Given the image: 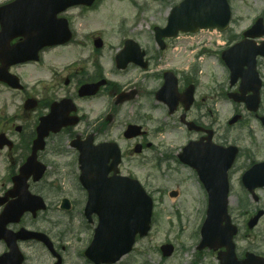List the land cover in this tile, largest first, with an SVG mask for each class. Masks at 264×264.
Masks as SVG:
<instances>
[{"label":"rangeland","instance_id":"rangeland-1","mask_svg":"<svg viewBox=\"0 0 264 264\" xmlns=\"http://www.w3.org/2000/svg\"><path fill=\"white\" fill-rule=\"evenodd\" d=\"M180 1L138 0L136 5H134L130 3L131 0H101L93 9L74 10L73 26L78 32L97 30L98 28L104 29L103 33H99L96 37L100 36L104 42L115 48L120 46L124 32L130 34V36H134L132 34L138 35V40L148 44L153 55L155 54L154 64L150 71L151 74L152 72L154 74L162 67L173 65L179 66L182 70H188V72H193L195 69L199 70L196 98L200 100L205 97L204 104H209V110L213 109V112L205 109L206 116L203 121L209 124L215 119L214 128L218 135L222 137L220 140L237 145L241 149L240 157L232 175V203H230L232 215L238 220L237 223L242 231L237 240L241 248L253 245L259 250H264V216L253 229H249L246 224L249 218L257 213L258 210H264V188L257 190L258 200H255L250 193L245 191L240 181L242 173L253 160L264 159V127L260 124L258 118L250 115L243 106H238L240 111L234 112L236 106L234 107L232 102L220 97L221 94L228 90L229 73L219 58L220 48L225 46L224 41H232L231 39L235 37V40L238 41L241 33L249 28L259 16L264 15V0H230L233 8V19L230 29L223 34V37L218 35L221 38L220 42L224 43L222 45L210 43L212 45L207 49L206 47L209 45H203L197 41L209 36L218 39L216 35L198 34L189 36L185 34L179 40L169 41L166 50L160 51L154 40L153 28L156 25L165 26L172 5ZM138 11L140 16L134 19L133 17ZM193 41L197 42L196 47L190 46ZM79 43L89 45L90 42L86 40L84 42L79 41ZM172 43L180 44L175 54L172 51L174 46L171 48ZM71 49H65L63 53L75 52L71 51ZM119 49H113L111 50L112 52L105 49L107 58L104 59V62H111L112 54L119 51ZM88 65L91 67L93 63L90 62ZM132 72L137 73V78H143L138 71L135 72L134 70ZM259 72L260 74L262 73V78H264V59L260 62ZM35 74H40V72ZM115 74L111 73L110 76L117 77V79L122 81H125L128 77L132 83L135 80L133 78L135 75L128 76L126 74L120 78L119 74ZM159 78L161 76L158 74L148 83L145 81L139 83L137 79L135 83L141 84L142 88L146 86L152 90ZM148 100L149 102L151 101V96H148ZM139 102L144 104V106ZM149 102L147 103L146 96L143 94L140 99L137 98L133 103L127 105L132 108L123 107L116 118L112 129L113 134H111V136L122 134L123 125L130 118L137 115L138 106L140 105L143 108L140 112L142 116L140 121L133 119L138 121L137 123L144 124L148 130L149 138L146 143H153V145L147 148L143 154H139V156L145 157L147 161L139 156H134V159L125 161L123 168L124 171L128 168L132 172L137 173L156 197V215L154 217L156 219L151 234L138 242L137 250L133 254H136L137 257L133 258L135 260L131 264H201L200 261L194 263L192 255L195 253L196 244H193V233L206 212L205 206L202 207L204 194L201 190L200 182L193 175V172L189 169H183L175 158L176 152L191 136L187 133L184 134L185 128L179 121H173V119L169 118L163 105L162 108L153 110L154 116L149 112L145 113L146 108L144 107H149ZM101 104H103L101 99L96 100V107ZM131 110H134V112H130ZM232 113L234 115L241 113L244 117L239 118L230 125L229 120L232 117ZM261 114L264 115V91ZM147 117L154 120L149 121L146 119ZM156 125L163 129L159 134L154 133ZM121 143L129 148V143L126 141H121ZM62 160L64 162L67 158L63 157ZM72 167L75 169V164ZM60 172L62 175L59 188L56 190L46 189L43 193L45 197L56 202L55 200L59 196L57 192H61V195L63 193L69 194L79 202L83 201L84 194L81 190L74 187V185L78 186L75 174L72 173L70 176L65 171V167L61 168ZM177 184H181V189ZM35 188L38 190L39 185H36ZM174 189L181 191L177 196L171 197L170 192ZM38 218V222L30 221L34 225H40L47 229L52 228L51 223H61L53 234L60 236V233H62L66 237L62 241L63 244L67 245L66 264H82L79 253L87 246L90 238V229L84 221L82 222L84 230H80L81 218H83L82 210L76 208L72 213H66L65 211L50 209L43 212ZM71 224H77L78 228H76L75 233L77 232L78 238L74 237L72 232H68ZM169 239L176 244V251L171 257H164L159 247ZM186 249L188 252L185 251ZM29 255V264L50 263V258L41 248L32 247ZM130 259L132 258H128V261ZM203 264H217V261L209 255Z\"/></svg>","mask_w":264,"mask_h":264},{"label":"flooded vegetation","instance_id":"flooded-vegetation-1","mask_svg":"<svg viewBox=\"0 0 264 264\" xmlns=\"http://www.w3.org/2000/svg\"><path fill=\"white\" fill-rule=\"evenodd\" d=\"M14 0H7L12 3ZM18 7V6H16ZM67 17L70 23H73V16L67 13ZM35 22V21H34ZM14 23V21H13ZM2 30L0 22V32ZM19 31V30H17ZM38 30L33 33V36L29 39L27 47L31 48V55H35L34 59L11 64L9 57L14 54L12 52L14 45L22 42L25 37L17 34L14 30L11 31L9 44L0 43V214L4 211L5 207L10 204L11 201L16 199L12 195L14 187V177L19 174L22 165L28 160L33 152L34 143L38 137L37 128L43 119L53 113L55 114L51 119V130L48 135H45L44 145L39 147L38 162L43 163L47 167V176L42 181L34 182L30 179V189L36 190L34 186L39 185L41 192L43 184H46L47 178H61L62 173L60 169L65 167V171L72 174L74 170L71 168L74 164L78 163L80 149L77 145L86 142L88 137L92 138L88 140L94 146L101 145L104 142H110L113 140V136L109 134V126L111 121L116 118L117 112L121 109L122 105L133 100L134 98H141L143 94L145 96H153V101L156 103V92L159 87V79L152 90L148 87L143 89L139 84L134 82H113L106 74L103 73V66L98 61L95 64L98 57L103 58L105 56V43H99L101 47H96V42L92 38H88V44H81L77 42L75 44L76 51L70 53H63L62 44L46 45L36 43L39 40ZM53 35V34H52ZM83 42V41H81ZM9 47L12 49L9 52ZM146 55L142 62H146V70L148 75L146 79L152 80V76L149 74V70L152 69L155 57L152 54L149 46L145 47ZM66 54V55H65ZM65 58H67L65 60ZM97 58V59H96ZM92 62L93 66L89 67V63ZM143 68L141 66H135L133 64L128 65L124 69H116L113 73L125 74L129 70ZM40 72V74H35ZM158 75V72L156 73ZM164 72H162L163 79ZM15 76L24 84L22 88H14L11 83L14 82ZM101 82V87L98 88V93H91L90 84ZM192 83L189 81V77L183 75L181 80V91L188 89ZM135 88V92L132 89ZM94 92V91H93ZM124 93L123 98H129L130 100H119L122 104H117V99L120 94ZM134 96V97H133ZM103 97L102 103L105 105H98L96 100ZM187 99L185 100V102ZM114 102V106L111 105ZM181 103L177 107V111L173 114H183L187 103ZM94 103V105H92ZM98 104V103H97ZM197 109V105L195 106ZM96 110L100 112L96 117L92 116V121H89L90 117L87 113L92 111V114ZM150 112H153V107L147 108ZM194 109H189L187 112L188 117ZM198 110V109H197ZM203 115L195 116L193 119L197 123L201 131L196 132L193 130L192 134L195 138L201 139L205 137L206 125L203 123ZM77 120L76 126L69 125L68 122H74ZM50 120V118H49ZM68 124L57 131L59 124ZM81 126V127H80ZM58 127L57 129H55ZM147 132H144L143 136H146ZM142 136V137H143ZM67 160L63 162L62 158ZM125 153H123V158ZM67 169V170H66ZM77 178H79L78 171H74ZM55 180V183L58 181ZM42 184V186H40ZM54 184V183H51ZM85 194V202H79L69 194L63 195L58 202L47 203L50 209H63L67 206L71 209L78 206H86L87 192L83 189ZM64 199H67L64 201ZM82 208V209H83ZM84 210V209H83ZM24 215L22 219L16 223L14 221L8 222L4 225V231L6 233L16 234V243L20 249L22 255L21 264H29L30 255L29 250L34 244H39L47 249L46 245L36 240H26L30 236V230L43 231L47 233L54 243V249L64 257L63 253L67 250V245L62 241L66 239L64 234L60 233V236H56L53 232L58 229L60 224L51 223V229H44L40 226L31 223L29 218ZM97 218L94 217L91 221L87 220V225L91 230L90 238L86 247H89L94 239ZM54 227V228H53ZM10 231V232H9ZM80 240V239H78ZM85 247V249H87ZM205 250V249H204ZM200 250L203 254L199 259L203 264L204 260L210 256L217 258L219 251L214 250ZM49 251V250H48ZM254 252L260 255V252L254 249V246L248 247L246 250L237 251L240 264H245L246 253ZM50 252V251H49ZM52 254V252H50ZM8 254V255H6ZM101 251H94L92 258H85L86 264H108L104 263L102 259ZM201 254V255H202ZM55 256V255H54ZM84 252L79 253V257L82 258ZM204 258V259H203ZM19 255L13 254L10 249L9 243L5 238L0 239V264H18ZM56 263V259L53 258V263ZM85 264V263H84ZM116 264H122L118 262ZM123 264H127L124 262ZM219 264L221 262L219 261Z\"/></svg>","mask_w":264,"mask_h":264},{"label":"water","instance_id":"water-1","mask_svg":"<svg viewBox=\"0 0 264 264\" xmlns=\"http://www.w3.org/2000/svg\"><path fill=\"white\" fill-rule=\"evenodd\" d=\"M53 1V0H52ZM51 0H18V4L28 6L38 2L41 3H53ZM82 3L90 2L93 0H56L53 4H63L67 2ZM21 5V6H22ZM29 10V8H28ZM231 12L229 4L226 0H184L180 6H177L171 16L169 17L168 26L165 29L159 30L158 35L161 41L165 36H176L177 33L182 31H197L199 27H218L220 29L226 28L230 20ZM227 64L233 68V60H226ZM176 84L177 82L174 81ZM172 84L164 86L159 92H163L167 88H171ZM177 91V89H176ZM257 109V105L254 107ZM264 123V118H262ZM42 137H39L41 140ZM38 144V143H37ZM35 145L34 149L37 150L40 145ZM237 148H222L215 145L206 144L203 147L196 148L194 151V164L200 172L201 178L204 180L211 195V202L208 210V218L203 227V242L202 246H210L218 248L220 245L228 246V253L231 252L232 237L236 233V229L231 227L228 223L223 225L225 213L227 214V196L229 192L228 170L232 166L235 157L237 156ZM33 158V157H32ZM81 168L83 170V179L86 186L89 185L88 173L91 171L89 164L90 160L86 154L81 155ZM95 164H101L100 161H95ZM33 159L25 166V172L27 169L33 168ZM43 169L40 171V173ZM243 182L252 192L256 187L264 186V163L257 164L247 171L243 176ZM107 186L111 191L106 193L104 214L102 211V219L108 226H111V234L114 236L112 244H120L122 253L128 251L133 243V239L136 233L140 232L145 234L149 228L150 217L152 213V199L146 195L145 191L137 182L126 183H111ZM92 196L97 197L94 200ZM92 202H101L100 193L94 191L90 197L89 207L92 206ZM28 203L37 204L41 207L42 201L36 196H30ZM15 205V204H14ZM13 207L9 210V213ZM18 212H21L18 210ZM258 220L256 217L251 222L253 226ZM107 229L102 227L100 233L96 237V244L102 242L104 235H107ZM119 240V241H118ZM118 241V242H116ZM106 251V247H105ZM106 256L108 261H114L116 259V250L107 249ZM233 255V254H232ZM252 264H264V260L257 259L250 261ZM248 263V262H246ZM230 264H237L234 260Z\"/></svg>","mask_w":264,"mask_h":264}]
</instances>
